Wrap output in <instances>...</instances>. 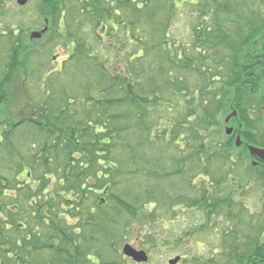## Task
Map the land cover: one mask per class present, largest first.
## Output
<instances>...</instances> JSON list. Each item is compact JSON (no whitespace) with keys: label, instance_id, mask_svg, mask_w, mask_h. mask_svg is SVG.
Masks as SVG:
<instances>
[{"label":"trees","instance_id":"16d2710c","mask_svg":"<svg viewBox=\"0 0 264 264\" xmlns=\"http://www.w3.org/2000/svg\"><path fill=\"white\" fill-rule=\"evenodd\" d=\"M182 2L195 8L185 41L170 31ZM39 3L53 28L47 50L69 53L24 93L27 119L13 115L11 81H0V106H10L0 122V264H138L120 252L126 228L150 253L156 240L142 224L178 207L202 210V228H213L221 205L231 210L214 194L237 164L244 169L246 144L264 147V0ZM20 48L9 54L6 80L26 74ZM232 108L241 128L227 136ZM227 231L220 245L233 263L264 264V225L233 254Z\"/></svg>","mask_w":264,"mask_h":264},{"label":"rangeland","instance_id":"374dc122","mask_svg":"<svg viewBox=\"0 0 264 264\" xmlns=\"http://www.w3.org/2000/svg\"><path fill=\"white\" fill-rule=\"evenodd\" d=\"M39 2L40 0H28L25 5L20 6L17 4L16 0H0V81H3L4 85H6L8 81H11L8 84V95L10 93L14 101H12L13 104H11V111L15 117H22V119L28 118V110L30 109V105H27L29 99H27V96H23L24 93L28 92V89H33L34 92L35 88L38 86L37 84H39V81L44 77V74H48L50 71L58 68L60 62L68 55L67 53L69 51V47L67 46H60L61 48L57 47L47 50V36L49 37L52 35L51 32H53V28L51 30L50 19L45 18L39 11ZM193 11H195V8L192 4L182 2L180 3V14L171 22V34L181 41L187 39L189 29L187 28V22L188 20L190 21L189 16L194 13ZM43 19H47L49 23H44ZM45 25L51 32L48 31L46 37L41 39L42 41L39 40L40 38H30L31 32L39 31L41 28H44ZM14 31L21 34L18 35L17 33V36H14ZM13 44H16V46H14L16 48L22 47L24 52L23 62L26 60V74L21 72L22 70H18V72L23 73V81L17 79L13 82L12 79L6 80L5 76H3L5 64L9 59V54H11V46ZM67 45L70 46V43L67 42ZM25 54L26 57H24ZM4 75H6V73ZM71 76L78 77V73L73 70L70 74V77ZM25 103L26 105H24ZM6 107L7 109H3L0 106V122L4 119L1 116L3 112L9 111L10 109V106ZM20 109L22 110L21 112H19ZM262 116L261 119L263 120L264 109ZM25 123L26 121L20 124L16 132V134H21V136H18L20 140L26 137L24 135L27 133ZM228 123V126H231L233 130L241 128V124L238 123L237 117L231 118ZM210 136L215 139L218 137L215 132H210ZM245 153L247 159L244 161V169L242 170L241 166L237 164L233 169L232 175L229 176L233 177L234 180L225 179L223 190L214 194L221 199L228 198L231 202L230 212H226L227 208L221 205L224 209L221 210L222 213H218V217L222 219L219 220V218H216L211 220V222L214 223V227L211 229L209 227L202 228V224H206V222H204V212L200 209L188 211L179 210L178 207L176 208V211H178L174 217L168 215L162 219L161 223L148 225L144 222L142 224L143 233L145 232V235L148 237L155 238L157 249L149 253V258L146 263L141 264H166L168 259L176 255L188 257L185 261L186 264H207L214 258L219 260L218 264H228V262L230 264L236 263H233L235 257L229 259V255L225 254L227 253L224 250L225 248L220 245L223 238V229H229L234 232L230 234L229 231H227L228 235L225 237L227 243H230L226 246V251L230 249V253L233 254L237 249V245L244 240V234L249 233L253 235V226H255L257 222L258 224L264 225V179L260 174L261 169L252 165L248 157V151ZM218 170L224 174L227 170V166L224 168L219 167ZM220 172L216 173L215 178L217 180L220 177ZM203 180H205V178L198 176L197 178H193V183L201 187L200 185ZM128 228H130V232L125 238L128 240L122 242L119 247L120 249L124 243L137 246L131 240L133 238L132 225H129L126 230H128ZM235 231H237V233ZM250 238H252V236ZM121 240L122 239L119 238V242ZM224 254L227 257L226 260ZM178 264L185 263L179 262Z\"/></svg>","mask_w":264,"mask_h":264},{"label":"water","instance_id":"95a60500","mask_svg":"<svg viewBox=\"0 0 264 264\" xmlns=\"http://www.w3.org/2000/svg\"><path fill=\"white\" fill-rule=\"evenodd\" d=\"M27 0H18L17 2L20 5H23L26 3ZM46 29H43L41 32H32L30 37L31 38H39L41 36L42 33L45 32ZM236 115V111H232L226 118H225V123H227L229 121V119L232 116ZM233 128L232 127H226L225 128V133L228 135L232 132ZM235 145L236 147H239L241 145V140H240V136L237 135L235 138ZM247 149L248 152L251 156H256L261 160H264V148H260L257 146H253V145H247ZM122 253L128 257L131 258L134 262H146L148 259V255L147 253L142 250V249H136L135 247H133L132 245L126 243L123 245L122 247ZM180 258L178 256L169 259L168 260V264H176L178 262Z\"/></svg>","mask_w":264,"mask_h":264},{"label":"flooded vegetation","instance_id":"af4514ba","mask_svg":"<svg viewBox=\"0 0 264 264\" xmlns=\"http://www.w3.org/2000/svg\"><path fill=\"white\" fill-rule=\"evenodd\" d=\"M15 36H17V34H15ZM21 49H22V47H21ZM233 133H234V130L231 134H233ZM249 157H250L252 165L256 168H260L261 169L260 171H262L264 173V160H261L256 156H250L249 155Z\"/></svg>","mask_w":264,"mask_h":264}]
</instances>
